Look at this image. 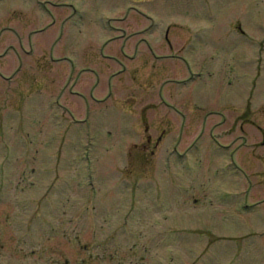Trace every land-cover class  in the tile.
<instances>
[{
    "label": "rangeland",
    "instance_id": "374dc122",
    "mask_svg": "<svg viewBox=\"0 0 264 264\" xmlns=\"http://www.w3.org/2000/svg\"><path fill=\"white\" fill-rule=\"evenodd\" d=\"M147 5L0 0V264H264V0L155 73Z\"/></svg>",
    "mask_w": 264,
    "mask_h": 264
},
{
    "label": "flooded vegetation",
    "instance_id": "af4514ba",
    "mask_svg": "<svg viewBox=\"0 0 264 264\" xmlns=\"http://www.w3.org/2000/svg\"><path fill=\"white\" fill-rule=\"evenodd\" d=\"M47 3L52 4L54 7H58V4L56 3H50V1H47ZM180 4L183 6H180ZM189 5H194L195 7L188 8ZM213 5L214 0H148L147 10L145 13H141V15L151 26L150 29H148L151 43H146V60L143 70L137 68L135 72L138 73L140 70L141 72L143 71L149 73L158 72V68L150 66V61L148 59L149 55L159 61L161 65L170 66L171 64L173 65L178 63L180 66L189 70V60H196V62H198V59L201 58H204V62L210 60L212 57L210 52L208 55L203 54L202 56L204 57H202L197 54L198 52L196 53L195 48L192 50L189 49V45L191 44L190 42L193 43L195 40L192 37L188 38L185 42H181V39L183 38L181 32L189 31L192 36H194L197 35L199 29L197 30V27L189 22L185 24L182 22H174L173 14L185 16L194 15L196 18L201 15L203 20L209 21L212 11H208V9L213 7ZM197 9H200V11H197ZM15 12V14H18V12L21 13L22 11ZM194 16L193 18L195 19ZM171 17L172 21L170 20ZM117 21H119V19H117ZM154 25H157V27H153L152 29V26ZM210 40L212 41V39ZM211 41H197L196 44H198L197 47L199 46V49H201L204 53V46L208 47V51L212 48ZM200 46H202V48H200ZM208 71L209 70L204 69L203 72ZM193 73L198 72L193 71Z\"/></svg>",
    "mask_w": 264,
    "mask_h": 264
}]
</instances>
